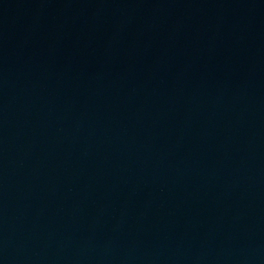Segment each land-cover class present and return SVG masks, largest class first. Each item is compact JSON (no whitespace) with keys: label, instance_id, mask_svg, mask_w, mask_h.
<instances>
[{"label":"water","instance_id":"95a60500","mask_svg":"<svg viewBox=\"0 0 264 264\" xmlns=\"http://www.w3.org/2000/svg\"><path fill=\"white\" fill-rule=\"evenodd\" d=\"M0 264H264V0H0Z\"/></svg>","mask_w":264,"mask_h":264}]
</instances>
